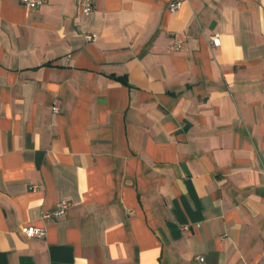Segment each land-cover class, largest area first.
<instances>
[{"label": "crops", "instance_id": "0c3cea01", "mask_svg": "<svg viewBox=\"0 0 264 264\" xmlns=\"http://www.w3.org/2000/svg\"><path fill=\"white\" fill-rule=\"evenodd\" d=\"M78 2L0 0V264H264V0Z\"/></svg>", "mask_w": 264, "mask_h": 264}, {"label": "built area", "instance_id": "2783aa9c", "mask_svg": "<svg viewBox=\"0 0 264 264\" xmlns=\"http://www.w3.org/2000/svg\"><path fill=\"white\" fill-rule=\"evenodd\" d=\"M45 0H19V5L23 7L24 9H37L40 7ZM93 2L92 0H79L78 2V13L82 18H87L92 10ZM180 7V2L175 1L170 3L168 7V11L170 13L176 12ZM84 41H93L95 38V35L92 33H86L82 35ZM208 39L210 41V44L212 46H217L219 44V38L217 34H210L208 35ZM179 43H176L174 45L175 48H179ZM58 109L57 103L55 102L52 105V112H56ZM263 173H264V163H263ZM36 185H29L30 189H35ZM68 207V202L66 200H61L57 203V207L52 211L43 212L41 214V219L43 220H49L51 218H60L63 217L66 213V209ZM27 234L30 237H43L45 232L44 229L40 228H34V227H28L27 228ZM198 261H202L201 257H195Z\"/></svg>", "mask_w": 264, "mask_h": 264}]
</instances>
